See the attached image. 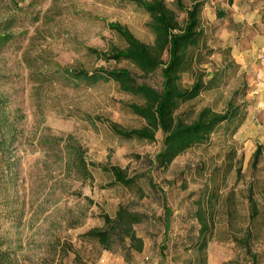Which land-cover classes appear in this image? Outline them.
Returning <instances> with one entry per match:
<instances>
[{"label":"rangeland","instance_id":"374dc122","mask_svg":"<svg viewBox=\"0 0 264 264\" xmlns=\"http://www.w3.org/2000/svg\"><path fill=\"white\" fill-rule=\"evenodd\" d=\"M172 1L168 6L184 19ZM213 1L182 0L186 9L201 6L203 35L193 72L181 83L190 87L193 74L204 73L208 87L176 115L190 122L203 108L223 113L231 106L239 116L160 167L161 131L149 142L112 129L144 126L129 108L143 105L141 97L109 80L66 74L126 69L137 85L160 92V69L142 75L126 61L98 56L125 48L113 25L151 44L148 15L131 0H0V238L17 264H60L58 241L71 244L83 264H264V130L252 113L251 93L253 64L263 51L249 49L245 29H233ZM257 145L262 155L253 168ZM77 151L93 165L92 180L79 179L71 166ZM104 167L124 170L135 186L113 184ZM249 188L258 210L253 220ZM118 206L145 215L135 226L143 251L128 258L119 247L98 253L78 239ZM198 209L213 226L204 249ZM73 258L70 253L61 264H75Z\"/></svg>","mask_w":264,"mask_h":264},{"label":"trees","instance_id":"16d2710c","mask_svg":"<svg viewBox=\"0 0 264 264\" xmlns=\"http://www.w3.org/2000/svg\"><path fill=\"white\" fill-rule=\"evenodd\" d=\"M137 7L142 9L149 17L148 27L154 35L153 42L146 44L134 37L126 28L113 25L110 29L115 32L124 42L125 48L113 47L109 55H98L104 61H126L132 64L142 75L161 70L163 79L160 92L144 86L137 85L131 73L126 69L100 70L94 75L84 71L66 72L69 76L82 80L104 79L114 82L119 89L128 94L141 97L143 105L131 104V112L144 121L140 129L122 132L116 127L113 131L126 139L154 141L157 131L164 135L163 148L156 156V162L160 167H167L177 156L188 149L206 142L209 136L224 124H229L238 118V108L229 107L223 113H217L210 108L200 110L190 122H185L176 115L180 105L197 98L208 87L203 81L204 73H194V81L190 87H184L181 78L184 74L193 72L199 52V44L202 40L203 31L199 18L200 5L194 3L186 9L182 0L172 1L176 10L185 14V18L178 19V12L168 6L166 0H131ZM92 54L97 51L89 50ZM164 56L166 59H164ZM238 124L236 125V127ZM262 145H257L252 155V167L256 168L262 155ZM71 166L74 168L79 179L92 180V174L87 163L79 151L75 153ZM104 172L111 174L113 184L125 188L135 186L136 179L128 177L124 170L117 167L102 168ZM250 219L257 214V205L253 199L251 188L248 189L247 197ZM199 224V247L204 249L211 238L212 224L207 220V215L202 209L195 212ZM101 227L89 229L78 236L81 243H89L101 251H111L114 247L125 250V257L130 252L141 253L143 241L137 236L135 226L145 220V215L130 211L127 207L118 206L113 216L101 213ZM251 239L250 231L246 232L243 246L248 247ZM235 242H241L236 240ZM4 240L0 238V264H17L9 250L4 248ZM55 253L62 260L70 253L74 255L75 264H83V260L77 250L68 243L57 242ZM252 264H256L253 259Z\"/></svg>","mask_w":264,"mask_h":264},{"label":"crops","instance_id":"0c3cea01","mask_svg":"<svg viewBox=\"0 0 264 264\" xmlns=\"http://www.w3.org/2000/svg\"><path fill=\"white\" fill-rule=\"evenodd\" d=\"M170 1V0H166ZM217 9L225 13V19L231 22L232 28L245 29L244 35L251 42L248 48L252 51L261 50L263 53L253 64V107L252 113L259 120L258 129L264 130V0H214Z\"/></svg>","mask_w":264,"mask_h":264}]
</instances>
